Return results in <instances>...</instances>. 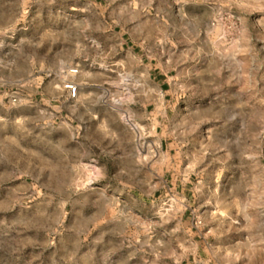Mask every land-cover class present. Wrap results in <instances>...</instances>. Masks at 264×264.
Wrapping results in <instances>:
<instances>
[{
  "label": "rangeland",
  "instance_id": "rangeland-1",
  "mask_svg": "<svg viewBox=\"0 0 264 264\" xmlns=\"http://www.w3.org/2000/svg\"><path fill=\"white\" fill-rule=\"evenodd\" d=\"M0 101V264H264V0H0Z\"/></svg>",
  "mask_w": 264,
  "mask_h": 264
},
{
  "label": "crops",
  "instance_id": "crops-1",
  "mask_svg": "<svg viewBox=\"0 0 264 264\" xmlns=\"http://www.w3.org/2000/svg\"><path fill=\"white\" fill-rule=\"evenodd\" d=\"M142 67L145 66L148 68V73H149V76H150V67H152L149 63L145 64L142 62ZM2 105V101H0V111L3 110V106ZM4 111V110H3ZM14 120L16 121H24L25 119L23 118V116L21 114L19 115H14ZM18 118V119H17ZM12 119V115H11V112H1L0 114V124L3 126V128L1 129L3 133H8L10 132V126L8 128V125L9 123H11V120Z\"/></svg>",
  "mask_w": 264,
  "mask_h": 264
},
{
  "label": "built area",
  "instance_id": "built-area-1",
  "mask_svg": "<svg viewBox=\"0 0 264 264\" xmlns=\"http://www.w3.org/2000/svg\"><path fill=\"white\" fill-rule=\"evenodd\" d=\"M71 71L75 72L76 68H71ZM64 84L67 89L72 90V91L75 90L76 86L72 80L66 79ZM10 100H11V103L15 104L18 101L17 94L16 93L11 94Z\"/></svg>",
  "mask_w": 264,
  "mask_h": 264
}]
</instances>
